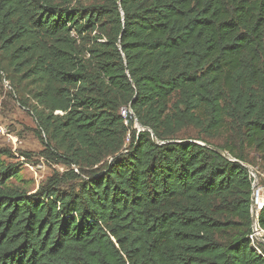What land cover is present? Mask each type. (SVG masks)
<instances>
[{"label": "trees", "instance_id": "trees-1", "mask_svg": "<svg viewBox=\"0 0 264 264\" xmlns=\"http://www.w3.org/2000/svg\"><path fill=\"white\" fill-rule=\"evenodd\" d=\"M0 55L68 169L27 193L0 149V264H264V0H0Z\"/></svg>", "mask_w": 264, "mask_h": 264}, {"label": "rangeland", "instance_id": "rangeland-1", "mask_svg": "<svg viewBox=\"0 0 264 264\" xmlns=\"http://www.w3.org/2000/svg\"><path fill=\"white\" fill-rule=\"evenodd\" d=\"M13 73L7 61L0 55V149L7 151L10 156H2L6 164L19 165L18 176L9 181L14 188H19L27 193H34L54 173L62 174L68 169L63 165L45 158V142L47 137H42L39 122L47 113L33 98L36 88ZM121 113V110H120ZM41 117V118H39ZM139 129V125H135ZM180 135H196V129L184 126ZM40 134L41 137L40 138ZM224 137H216L213 141L221 143ZM128 141H125L127 144ZM54 146V143H50ZM28 155L27 157L23 156ZM255 157L254 154H251ZM255 165L248 168L256 176L258 187L262 188L261 180L264 163L255 160ZM263 247L264 243L260 242ZM255 247L260 251L255 242Z\"/></svg>", "mask_w": 264, "mask_h": 264}, {"label": "built area", "instance_id": "built-area-1", "mask_svg": "<svg viewBox=\"0 0 264 264\" xmlns=\"http://www.w3.org/2000/svg\"><path fill=\"white\" fill-rule=\"evenodd\" d=\"M128 113H129L130 117H132L131 111H129V112L126 110L121 111V114L124 118L127 117ZM134 123L136 125V121H134ZM250 176L252 178V185H253L251 203H252L253 209L255 211V215H256L255 226L254 227L252 226V234L250 236V240H251V243H252V246L254 247V249L258 253H260L259 250L255 247V242L260 243L261 241H264V231L261 230L258 226V213H259V210L261 209V207L263 205V201H264V187H262V188L258 187V183H257L256 176L254 173H250Z\"/></svg>", "mask_w": 264, "mask_h": 264}, {"label": "water", "instance_id": "water-1", "mask_svg": "<svg viewBox=\"0 0 264 264\" xmlns=\"http://www.w3.org/2000/svg\"><path fill=\"white\" fill-rule=\"evenodd\" d=\"M136 125L137 126L139 125V130H145V128H143L139 123L136 122ZM152 139H153L154 142H156V139H155L154 136H152ZM212 149L215 152H217L220 155H222L223 157L231 159L230 156L226 152H223V151L215 149V148H212ZM247 169H248L249 173H253V172H251V170L249 168H247ZM251 219H252V226L254 227L255 226V221H256V215H255V211L253 209L252 203H251ZM261 242L264 243V241H261Z\"/></svg>", "mask_w": 264, "mask_h": 264}]
</instances>
